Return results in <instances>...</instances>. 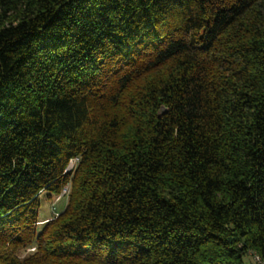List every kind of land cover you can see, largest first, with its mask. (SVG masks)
Here are the masks:
<instances>
[{
  "label": "trees",
  "instance_id": "obj_1",
  "mask_svg": "<svg viewBox=\"0 0 264 264\" xmlns=\"http://www.w3.org/2000/svg\"><path fill=\"white\" fill-rule=\"evenodd\" d=\"M247 257L264 262V0H0V264Z\"/></svg>",
  "mask_w": 264,
  "mask_h": 264
},
{
  "label": "rangeland",
  "instance_id": "obj_2",
  "mask_svg": "<svg viewBox=\"0 0 264 264\" xmlns=\"http://www.w3.org/2000/svg\"><path fill=\"white\" fill-rule=\"evenodd\" d=\"M67 195L58 196L56 198L50 199L41 194L39 197L40 207H39V216H38V225L37 230L39 231L43 224L49 219L59 214L66 205ZM33 249L26 250L22 255L32 252ZM253 262V257H247L244 259V264H250Z\"/></svg>",
  "mask_w": 264,
  "mask_h": 264
},
{
  "label": "built area",
  "instance_id": "obj_3",
  "mask_svg": "<svg viewBox=\"0 0 264 264\" xmlns=\"http://www.w3.org/2000/svg\"><path fill=\"white\" fill-rule=\"evenodd\" d=\"M77 162H78V159L71 160L69 165H68L67 171L73 170ZM67 194H68V187L64 188L60 195L63 196V195H67ZM254 260L258 264H264V262H262L258 257H255Z\"/></svg>",
  "mask_w": 264,
  "mask_h": 264
}]
</instances>
